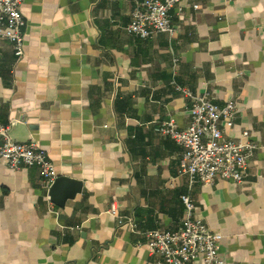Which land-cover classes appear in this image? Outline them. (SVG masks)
<instances>
[{"label":"crops","instance_id":"1","mask_svg":"<svg viewBox=\"0 0 264 264\" xmlns=\"http://www.w3.org/2000/svg\"><path fill=\"white\" fill-rule=\"evenodd\" d=\"M136 1L22 0L23 56L0 39V123L82 184L58 207L37 167L0 161V264H158L144 232L180 227L188 184L183 147L158 131L189 124L178 88L236 103L223 134L257 146L247 175L191 195L223 264H264V0H183L175 33L151 38L125 30Z\"/></svg>","mask_w":264,"mask_h":264},{"label":"built area","instance_id":"2","mask_svg":"<svg viewBox=\"0 0 264 264\" xmlns=\"http://www.w3.org/2000/svg\"><path fill=\"white\" fill-rule=\"evenodd\" d=\"M183 0H138L125 30L140 38H151L159 32L172 36L176 28L171 11H182ZM22 0H0V39L11 43L16 58L24 54L25 20L21 13ZM198 8L197 4L192 6ZM176 62L177 60L174 59ZM189 99V124L180 129L172 119L162 122L158 131L170 136L183 147L179 159V174L188 179L187 191L181 200L184 212L177 230L151 229L144 232L145 244L158 264H223L219 255L222 235L211 231L198 215L191 191L196 183L212 185L218 179L241 183L247 175L249 159L257 146L248 140V132L241 138L224 137L223 128L231 127L236 113L233 100L223 105L211 102L206 94L194 95L178 88ZM0 161L13 169L35 166L45 187L57 177L54 164L36 143L18 142L11 138L9 125L0 123ZM110 213L119 226L136 224L131 218L120 216L114 205Z\"/></svg>","mask_w":264,"mask_h":264},{"label":"water","instance_id":"3","mask_svg":"<svg viewBox=\"0 0 264 264\" xmlns=\"http://www.w3.org/2000/svg\"><path fill=\"white\" fill-rule=\"evenodd\" d=\"M79 180L57 176L48 191L49 200L58 207H64L68 199H73L81 191Z\"/></svg>","mask_w":264,"mask_h":264}]
</instances>
